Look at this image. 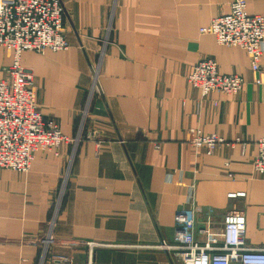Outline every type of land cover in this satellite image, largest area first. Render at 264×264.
Listing matches in <instances>:
<instances>
[{
	"label": "crops",
	"instance_id": "obj_1",
	"mask_svg": "<svg viewBox=\"0 0 264 264\" xmlns=\"http://www.w3.org/2000/svg\"><path fill=\"white\" fill-rule=\"evenodd\" d=\"M60 1L69 47L20 54L38 109L74 138L93 68L99 92L76 143L35 152L26 172L0 168V264H183L161 244L187 209L197 229L241 210L246 246L261 247L264 178L251 162L264 137V46L256 71L244 49L199 31L231 0ZM246 9L264 15V0ZM12 57L0 47V78ZM207 57L242 89L202 97L187 75ZM190 129L224 142L208 154L188 143Z\"/></svg>",
	"mask_w": 264,
	"mask_h": 264
},
{
	"label": "built area",
	"instance_id": "obj_2",
	"mask_svg": "<svg viewBox=\"0 0 264 264\" xmlns=\"http://www.w3.org/2000/svg\"><path fill=\"white\" fill-rule=\"evenodd\" d=\"M200 33H210L224 46H239L248 54L253 70H259L264 46V15L250 14L246 0H231L229 12L213 17ZM0 47L13 53L12 61L3 68L0 78V168L26 172L33 154L52 151L59 154L63 144L76 143L84 126L88 107L99 92L98 69L92 70V82L82 110L76 137L63 134L58 122L43 117L38 109L33 88L32 70L21 64L20 54L29 50L43 53L46 49L63 51L69 47L63 33V7L60 0H0ZM189 84L202 97L219 92L234 95L244 80L238 74H224L218 70L214 58L198 60L187 75ZM188 143L194 148H205L213 153L224 139L198 129H190ZM257 152L251 162L253 171L264 178V137L256 141ZM231 176V174L229 175ZM64 187L60 190L50 226L53 224ZM241 193H230L234 197ZM172 244L162 247L174 249L183 264H264V244L248 247L245 242V217L241 210L232 208L223 217L222 225L209 224L196 228L195 211L181 210L174 215ZM195 231L201 240L195 238ZM46 241V242H45ZM51 234L43 240L46 247Z\"/></svg>",
	"mask_w": 264,
	"mask_h": 264
},
{
	"label": "rangeland",
	"instance_id": "obj_3",
	"mask_svg": "<svg viewBox=\"0 0 264 264\" xmlns=\"http://www.w3.org/2000/svg\"><path fill=\"white\" fill-rule=\"evenodd\" d=\"M87 98V97H86Z\"/></svg>",
	"mask_w": 264,
	"mask_h": 264
}]
</instances>
